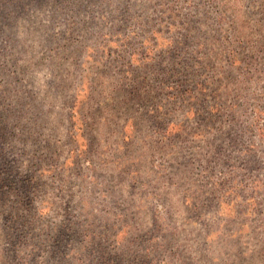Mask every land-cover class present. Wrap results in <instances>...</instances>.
Returning a JSON list of instances; mask_svg holds the SVG:
<instances>
[{"label":"rangeland","instance_id":"374dc122","mask_svg":"<svg viewBox=\"0 0 264 264\" xmlns=\"http://www.w3.org/2000/svg\"><path fill=\"white\" fill-rule=\"evenodd\" d=\"M74 1L0 0V264H264V0Z\"/></svg>","mask_w":264,"mask_h":264},{"label":"trees","instance_id":"16d2710c","mask_svg":"<svg viewBox=\"0 0 264 264\" xmlns=\"http://www.w3.org/2000/svg\"><path fill=\"white\" fill-rule=\"evenodd\" d=\"M81 1L82 0H75L74 2H69L70 3L69 5L71 7H74V8H59V10H60L61 13L65 12L66 14H68V13L69 14H73L74 15L73 18H74L75 15L80 11V9H82V8H79L80 5H81L80 4ZM2 17H4V16H2ZM74 24H75L74 22H70L68 24V32H69V28H71L72 25H74ZM2 27H3L2 28L3 29L2 31H4V25H2ZM140 33H141L140 36H143V39H145V41H151L153 39H156L157 40V37H159V35L162 32H161V30H158L156 28H146V27H144V28L140 29ZM140 33H138V34H140ZM110 34L112 35V38H113V36H115V35L117 36L118 35V32L115 29V27H111ZM133 36H137V35H132V38H134ZM113 42H115V41H109L108 43H113ZM148 43L149 42H146V44H148ZM153 43H157V41H155ZM148 45H151L152 48H150V49L149 48H144V49H141L139 51L137 48L134 47V49H132V51H131V57L132 58H130L129 61L123 65V67L125 68V70H124L123 75H122V77H123V79H122V86H123V88L126 91L127 90H130L131 88L136 87V88L141 89V91L146 92V90H145V84L142 85V82L138 84V81H136V78L137 77L136 76H133L132 75V72L130 70V68L132 66V62H136L138 60L137 58H144V61L147 60V64H146L147 65L146 66V68H147V75H150V76H153L154 75V76H156L157 71H156V68L153 65V61H154L153 56H154V53H155V50H154L155 45L152 44V43L151 44H148ZM115 50L108 51V53L111 55L112 52L115 51ZM116 53H118V52H116ZM122 61H123V58L122 57H119V59L116 61V65L123 64V63H121ZM234 64H235V62H234ZM137 67L140 68L139 65ZM78 90H79V88L76 87V92L77 93L75 94V96L73 98V105H72V107H74V108H77L76 105L79 104V91ZM147 97H148L147 99H149V100H152V101L154 100V97L151 96V95H148ZM87 100H88V97H85L83 101L81 100L82 101V105L85 102H87ZM78 109H80V107H78ZM74 114H77V111L76 112L74 111ZM157 118H158V116H157ZM90 119H92V118H90ZM169 133L170 132L166 131L165 132V135L168 136ZM85 153L86 152H84V154Z\"/></svg>","mask_w":264,"mask_h":264}]
</instances>
